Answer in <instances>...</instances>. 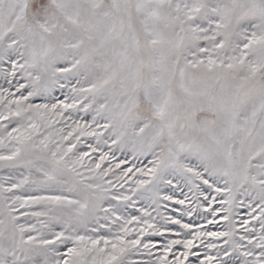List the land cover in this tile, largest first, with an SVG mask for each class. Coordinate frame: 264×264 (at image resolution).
I'll list each match as a JSON object with an SVG mask.
<instances>
[{"label": "snow or ice", "instance_id": "snow-or-ice-1", "mask_svg": "<svg viewBox=\"0 0 264 264\" xmlns=\"http://www.w3.org/2000/svg\"><path fill=\"white\" fill-rule=\"evenodd\" d=\"M0 264H264V0H0Z\"/></svg>", "mask_w": 264, "mask_h": 264}]
</instances>
